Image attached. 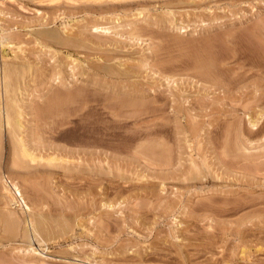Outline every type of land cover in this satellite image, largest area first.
<instances>
[{"label": "rangeland", "instance_id": "rangeland-1", "mask_svg": "<svg viewBox=\"0 0 264 264\" xmlns=\"http://www.w3.org/2000/svg\"><path fill=\"white\" fill-rule=\"evenodd\" d=\"M0 41L53 159L3 131L0 179L47 241L26 253L0 191V264H264V0H0Z\"/></svg>", "mask_w": 264, "mask_h": 264}, {"label": "bare ground", "instance_id": "bare-ground-1", "mask_svg": "<svg viewBox=\"0 0 264 264\" xmlns=\"http://www.w3.org/2000/svg\"><path fill=\"white\" fill-rule=\"evenodd\" d=\"M171 7V6H170ZM171 12V11H170ZM93 27H95V26H93ZM95 29H96V27H95ZM254 29H256V28H254ZM259 29V28H258ZM97 30V29H96ZM104 30V29H103ZM261 30V29H260ZM256 31V30H255ZM254 31V32H255ZM259 31V30H258ZM55 32V31H54ZM260 33V32H259ZM48 34V33H47ZM134 35V34H133ZM138 35H140V34H138ZM137 35V36H138ZM257 35V34H256ZM3 36V35H2ZM42 36V35H41ZM249 36V35H248ZM253 36V35H252ZM3 39H4V37H2ZM45 38V37H44ZM63 38V37H62ZM249 38H250V36H249ZM253 38H255V36L253 37ZM6 39V38H5ZM5 39H4V41H5ZM256 39V38H255ZM2 40V39H1ZM258 40V39H257ZM256 40V41H257ZM10 41V40H9ZM208 41V40H207ZM206 41V42H207ZM210 41V40H209ZM252 41V40H251ZM0 42H2V41H0ZM73 42V41H72ZM90 42H92V41H90ZM259 42V41H258ZM5 43V45L3 44V42L1 43L2 45V47L4 46V47H6V42H4ZM60 44V43H59ZM243 44V43H242ZM8 45H10V44H8ZM77 45V44H76ZM61 46H62V44H61ZM215 49V48H214ZM197 51V50H196ZM226 52V51H225ZM3 53V52H2ZM230 53V52H229ZM238 53V52H237ZM211 54V53H210ZM209 54V55H210ZM212 54H214V53H212ZM53 55V54H52ZM256 56V55H255ZM194 57V56H193ZM197 57V56H196ZM223 57V56H222ZM235 57V56H234ZM1 58H3L2 56H1ZM111 58V57H110ZM224 58V57H223ZM204 59V58H203ZM226 59V58H225ZM71 60V59H70ZM202 60V59H201ZM237 60V59H236ZM2 61H6V60H3L2 59ZM205 61V60H204ZM189 62V61H188ZM199 62V61H198ZM216 62V61H215ZM219 62V61H218ZM15 63V62H14ZM210 63V62H209ZM213 63V62H212ZM7 63H3L2 64V66H0V139L2 138V133H3V131H5V133L9 136V141H10V143H11V145L13 146V149L16 151V150H18L19 152H20V154H22V156H24L25 158H27L29 161H36V160H41V161H43L44 159H42L43 157H39V156H37L36 154L38 153H35L36 152V150L34 151H31L32 149H30L29 147H28V143H27V146H26V144H25V142H24V139L22 138V136H21V134L23 133V130H24V125L23 124H25V123H22L23 122V119H21V116H23V115H21V113H22V110L20 109V106H18V104L24 99H22L20 102H19V99H20V97H19V92L20 91H22L21 89H19V92H16L17 93V95H18V97H16L17 95L15 94L14 95V89H13V85H15V84H9V82H10V80H11V78H10V75H9V73H8V70L10 71V69L11 70H13V68H14V70H15V68L17 69V67L15 66V67H13V68H8L7 67V65H6ZM11 64V63H10ZM116 65V64H115ZM11 67L13 66L12 64L10 65ZM93 66V65H92ZM113 66V65H112ZM121 66V65H120ZM192 66H194V65H192ZM24 67V66H23ZM26 67V66H25ZM32 67V66H31ZM74 67V66H73ZM78 67V66H77ZM222 67V66H221ZM18 68H20V67H18ZM26 69V68H25ZM24 69V70H25ZM28 70H29V68H27ZM65 69V68H64ZM75 69V68H74ZM106 69V68H105ZM14 70H13V72H14ZM100 70V69H99ZM108 70V69H107ZM163 70V69H162ZM189 70V69H188ZM209 70V69H208ZM210 70H211V68H210ZM21 71V70H20ZM109 71V70H108ZM107 71V72H108ZM115 71V70H114ZM202 71V70H201ZM16 72H18L17 70H16ZM22 72H24V71H21V73ZM28 72V71H27ZM165 72V71H164ZM20 73V74H21ZM24 73H26V72H24ZM94 73V72H93ZM104 73H105V71H104ZM111 73H112V71H111ZM115 73V72H114ZM118 73V72H117ZM163 73V72H162ZM177 73V72H176ZM197 73V72H196ZM207 73V72H206ZM209 73V72H208ZM216 73V72H215ZM10 74H13V76L14 75H16V73L14 74V73H11V71H10ZM18 74V73H17ZM74 74V73H73ZM109 74V73H108ZM199 74H200V72H199ZM224 74V73H223ZM105 74H103V76H104ZM208 75V74H207ZM18 76V75H17ZM56 76V75H55ZM59 76V75H58ZM111 76V75H110ZM209 76V75H208ZM219 76H220V74H219ZM25 77V76H24ZM98 77V76H97ZM100 77V76H99ZM114 77H116V76H114ZM214 77V76H213ZM216 77V76H215ZM9 78H10V80H9ZM14 78L16 79V76L15 77H13V79L12 80H14ZM20 78H21V75H20ZM31 78H32V76H31ZM51 78V77H50ZM53 78V77H52ZM206 78V77H205ZM204 78V79H205ZM218 78V77H217ZM57 79H59V78H57ZM56 78L54 79V81H56L57 80ZM190 79V78H189ZM203 79V80H204ZM11 80V81H12ZM17 80V79H16ZM16 80H14V81H16ZM30 80V79H29ZM100 80V79H99ZM213 80V79H212ZM219 80V79H218ZM227 80V79H226ZM14 81H12L13 83H14ZM20 82V81H19ZM23 82V81H22ZM22 82H20V83H22ZM169 82V81H168ZM16 87H19L18 86V83H17V85H16ZM20 87H24L23 85L22 86H20ZM16 89V88H15ZM18 91V90H17ZM74 91V90H73ZM75 92V91H74ZM79 92V91H78ZM81 92V91H80ZM79 92V93H80ZM82 92H84L83 90H82ZM21 93V92H20ZM22 93H23V91H22ZM70 93V92H69ZM53 94V93H52ZM66 94V93H65ZM23 95V94H22ZM62 95H63V93H62ZM71 95H73V94H71ZM70 95V96H71ZM88 95V94H87ZM29 96V95H28ZM54 96V95H53ZM57 97L56 98H60V97H58L59 96V94H57L56 95ZM64 96V95H63ZM83 96V95H82ZM69 97V96H68ZM80 97H81V95H80ZM18 100H17V99ZM56 98H54L55 99V101H54V103H56L57 101V99ZM74 98H75V96H74ZM116 98V97H115ZM119 98V97H118ZM43 99V98H42ZM49 99H51V98H49ZM66 99V98H65ZM64 99V100H65ZM82 99H84V97L82 98ZM117 99V98H116ZM26 100V99H25ZM52 100V99H51ZM69 101H70V99H68ZM59 101V100H58ZM63 101V100H62ZM66 101H67V99H66ZM68 101V102H69ZM75 101V100H74ZM83 101V100H82ZM19 102V103H18ZM25 101H22V103H24ZM26 102H27V100H26ZM53 102V101H52ZM75 102H77V100L75 101ZM84 102V101H83ZM46 103V102H45ZM49 103V102H48ZM58 103V102H57ZM62 103V102H61ZM60 103V104H61ZM66 103V102H65ZM116 103V102H115ZM53 104V103H52ZM51 104V105H52ZM59 104V103H58ZM85 104V103H84ZM87 104V103H86ZM22 106H23V104H21ZM25 105V104H24ZM45 105V107H46V105L47 104H44ZM43 105V106H44ZM48 105H50V104H48ZM54 105V104H53ZM52 105V106H53ZM67 105V104H66ZM75 105H77V104H75ZM83 105V104H82ZM33 106V105H32ZM40 106V105H39ZM56 106H58V105H56ZM110 106H112V105H109V107ZM35 107V106H34ZM64 107V106H63ZM136 107V106H135ZM142 107V106H141ZM22 108V107H21ZM23 108H24V106H23ZM58 108V107H57ZM120 108V107H119ZM125 108V107H124ZM27 109V108H26ZM45 109H47V108H45ZM50 109V107L46 110V112L48 111V112H50L51 111V109ZM62 108H60V110H61ZM69 109V108H68ZM76 109V108H75ZM108 109V108H107ZM111 109V108H110ZM128 109V108H127ZM131 109V108H130ZM19 110H21V112L19 111ZM30 110H31V107H30ZM38 110V111H37ZM36 111L38 112H36V114H39V112H40V110L39 109H37ZM63 110H64V108H63ZM67 110V109H66ZM83 110V109H82ZM116 110V109H115ZM91 111V110H90ZM111 111V110H110ZM41 112H43L44 113V108H43V111H41ZM45 112V113H46ZM52 112V111H51ZM58 112H59V109H58ZM66 112V111H65ZM70 112H72V111H70ZM69 112V113H70ZM80 112V111H79ZM119 112V111H118ZM61 113V112H60ZM68 113V112H67ZM108 113H109V110H108ZM111 113V112H110ZM23 114V113H22ZM50 114V113H49ZM53 114V113H52ZM51 114V115H52ZM71 114V113H70ZM79 114V113H78ZM78 114H77V116H78ZM40 115V114H39ZM64 115V114H63ZM63 115H59L58 117L59 118H61V116H63ZM69 115V114H68ZM74 115V114H73ZM76 115V114H75ZM110 115V114H109ZM117 115H118V113H117ZM48 116V115H47ZM65 116V115H64ZM76 116V117H77ZM115 116V115H114ZM120 116V115H119ZM119 116H117L118 117V119H119ZM24 117V116H23ZM36 117V116H35ZM38 117V116H37ZM52 118H53V116H51ZM69 117V116H68ZM39 118V117H38ZM65 118V117H64ZM100 118V117H99ZM111 118V117H110ZM113 118H115V117H113ZM21 119V120H20ZM42 118L40 117V120H41ZM57 119V118H56ZM55 119V120H56ZM98 119V118H97ZM107 119V118H106ZM117 119V118H116ZM48 120V119H47ZM53 120V123L55 122L56 123V121L58 122V120H59V123L61 124V123H63V122H61V120H64V123H65V119H57L56 121H54V119H52ZM51 120V121H52ZM99 120V119H98ZM22 121V122H21ZM106 121V120H105ZM108 121V120H107ZM113 121V120H112ZM123 121V120H122ZM41 122V121H40ZM39 122V123H40ZM86 122V121H85ZM94 122V121H93ZM119 122V121H118ZM254 122V121H253ZM47 123V122H46ZM55 123H54V125H55ZM59 123H57L56 125H58ZM63 123V124H64ZM62 124V125H63ZM66 124V123H65ZM87 124H88V122H87ZM90 124H92V123H90ZM114 124V123H113ZM252 124V126H254L255 125V122H254V124L253 123H251ZM46 125V124H45ZM53 125V124H52ZM67 125V124H66ZM117 125V124H116ZM36 126V125H35ZM40 126V125H39ZM89 126V125H88ZM108 126V125H107ZM45 127V126H44ZM50 127V126H49ZM67 127V126H66ZM91 127V126H90ZM93 127V126H92ZM82 128V127H81ZM98 128H101L100 126L98 127ZM104 128V127H103ZM116 128V127H115ZM119 128V127H118ZM54 129V128H53ZM89 129V128H88ZM92 129V128H91ZM95 129V128H94ZM65 130V129H64ZM93 130V129H92ZM103 130V129H102ZM112 130V129H111ZM25 132L27 131V129L26 130H24ZM37 131H38V128H37ZM53 132V131H52ZM82 132V131H81ZM105 132H107V131H105ZM91 133H92V131H91ZM90 134V133H89ZM103 135L105 134L104 132L102 133ZM110 134V133H109ZM114 134V133H113ZM26 136V135H25ZM29 136H30V134H29ZM86 136V135H85ZM102 136V135H101ZM107 136V135H106ZM116 136V135H115ZM34 137V136H33ZM84 137V136H83ZM109 137V136H108ZM25 138V137H24ZM32 138V137H31ZM30 138V139H31ZM111 138V137H110ZM120 138V137H119ZM30 139H29V141L28 140H26V141H28L29 143H30ZM92 139V138H91ZM108 139V138H107ZM35 139H33V141H34ZM105 140V139H104ZM32 141V140H31ZM37 141V140H36ZM36 141H34V142H36ZM95 141V140H94ZM1 142V141H0ZM33 142V143H34ZM39 142H40V140H39ZM112 142V141H111ZM30 144H32V143H30ZM10 145V147H12ZM29 146H31V145H29ZM29 148V149H28ZM32 148H35V147H32ZM111 148V147H110ZM12 149V148H11ZM52 149V148H51ZM54 150V149H53ZM14 151V152H15ZM62 151V150H61ZM12 152V151H11ZM14 152H13V154H14ZM17 152V151H16ZM15 152V153H16ZM64 152V151H63ZM35 153V154H34ZM50 153V152H49ZM56 153V152H55ZM13 154H11L12 156L11 157H14L13 156ZM76 154V153H75ZM79 154V153H78ZM15 155V154H14ZM17 155H18V152H17ZM39 155V154H38ZM63 155V154H62ZM16 156V155H15ZM22 156L20 157L19 156V158H22ZM66 156H67V154H66ZM76 156V155H75ZM74 156V157H75ZM17 157V156H16ZM15 157V158H16ZM23 157V158H24ZM22 158V159H23ZM24 158V159H25ZM23 159V160H24ZM20 160V159H19ZM26 160V159H25ZM49 160H53L52 159V157H51V159H50V157H48V158H46L45 160H44V162L45 161H49ZM55 160H57L56 158H55ZM14 161H16V160H13L12 159V162H14ZM18 161V160H17ZM16 161V162H17ZM61 161V160H60ZM69 161V160H68ZM22 162V161H21ZM28 162V161H27ZM56 162V161H55ZM15 163V162H14ZM26 163V162H25ZM36 163H37V161H36ZM41 163V162H40ZM46 163V162H45ZM52 163V162H51ZM61 163V162H60ZM12 164V166H13V163H11ZM19 164V163H18ZM27 164V163H26ZM30 164V163H29ZM47 164V163H46ZM50 164V163H49ZM53 164V163H52ZM64 164H66V163H64ZM78 164V163H77ZM63 166V165H62ZM68 167H69V165H67ZM78 166V165H77ZM14 167V166H13ZM29 167V166H28ZM32 167H34V166H32ZM49 167V166H48ZM72 167V166H71ZM76 167V166H75ZM32 169V168H31ZM106 169V168H105ZM107 169H109V168H107ZM63 170V169H62ZM66 171V170H65ZM110 172V171H109ZM2 176V175H1ZM20 188H19V186H17V182H14V179L12 180V179H10L7 175H3L2 177H1V179H0V191L2 192V196H4L3 198H6L7 200H9L8 202H10L11 204H17V208H20V211H22V214H24V215H27V224H28V226L30 227V228H28L27 229V231H26V234L24 235L26 238V240H25V242L26 241H28V243H29V246H30V243L33 241V243L34 244H32V245H37V248H34V247H36V246H34L33 248L31 247H28L29 248V250H27L26 251V249H25V251H26V253L29 255V254H31V255H42V252L40 251L41 249L40 248H38V246H40L41 244H44V243H46V239H45V241H43V239L46 237H44L43 239L40 237V233L41 232H45V231H43V230H39V228H38V230L40 231H38V230H36V227L39 225V227L41 226L39 223H38V225L36 226V221H33L34 219H32L31 217H30V214L32 213L31 212V209H30V207L27 205V203H26V201H25V199H24V197L22 196V194H21V191L19 190ZM10 209H12V208H10ZM14 209V208H13ZM17 211V210H16ZM8 212H9V210H8ZM31 212V213H30ZM18 213V212H17ZM30 213V214H29ZM8 214H10V213H8ZM8 214H6V215H8ZM29 214V215H28ZM12 215H14V213L12 214ZM31 216H33L32 214H31ZM2 217V216H1ZM7 217V216H6ZM3 218V217H2ZM11 218H12V216H11ZM7 219V218H6ZM9 219V218H8ZM13 220V219H12ZM12 220H11V222H12ZM33 221V222H32ZM41 221V220H40ZM6 223V222H5ZM8 224H9V222H7ZM16 223H17V221H16ZM34 223V224H33ZM14 223H12V225H13ZM25 224V223H24ZM26 224V225H27ZM41 224H42V221H41ZM15 225V224H14ZM42 225H44V223L42 224ZM11 226V225H10ZM5 227V226H4ZM15 227H18V226H16L15 225ZM25 227V226H24ZM42 227V229H45V227L44 226H41ZM44 227V228H43ZM7 228V227H6ZM11 228H14V227H11ZM41 229V228H40ZM48 229V228H47ZM12 230V229H11ZM14 230H16V228H14ZM18 230V229H17ZM55 230V229H54ZM61 230V229H60ZM38 231V232H37ZM64 231V230H63ZM13 232V231H12ZM47 232V231H46ZM45 232V233H46ZM52 233V231H49V236H50V234ZM64 233V232H63ZM15 234H16V231H15ZM24 234V233H23ZM48 234V233H47ZM41 235H42V233H41ZM52 236V235H51ZM31 238V239H30ZM24 242V243H25ZM25 248H27V247H25ZM37 250H39V251H37ZM23 251H24V249H23ZM27 255V256H28ZM38 258V257H37ZM38 261V260H37ZM34 262V261H33ZM38 263H42V264H44L43 262H38ZM37 263V264H38Z\"/></svg>", "mask_w": 264, "mask_h": 264}]
</instances>
